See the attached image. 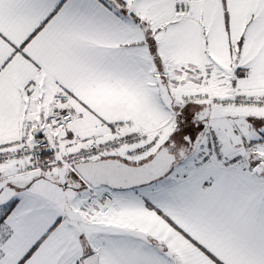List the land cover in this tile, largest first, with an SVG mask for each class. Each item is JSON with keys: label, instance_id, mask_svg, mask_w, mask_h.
Returning a JSON list of instances; mask_svg holds the SVG:
<instances>
[{"label": "snow or ice", "instance_id": "1", "mask_svg": "<svg viewBox=\"0 0 264 264\" xmlns=\"http://www.w3.org/2000/svg\"><path fill=\"white\" fill-rule=\"evenodd\" d=\"M0 264H264V0H0Z\"/></svg>", "mask_w": 264, "mask_h": 264}]
</instances>
